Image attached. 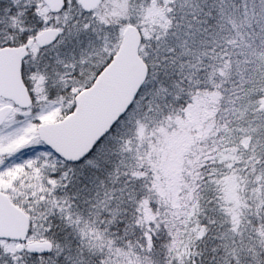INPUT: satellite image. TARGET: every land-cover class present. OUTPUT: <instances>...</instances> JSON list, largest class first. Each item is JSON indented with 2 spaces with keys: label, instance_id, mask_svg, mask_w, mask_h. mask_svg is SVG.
<instances>
[{
  "label": "snow or ice",
  "instance_id": "obj_1",
  "mask_svg": "<svg viewBox=\"0 0 264 264\" xmlns=\"http://www.w3.org/2000/svg\"><path fill=\"white\" fill-rule=\"evenodd\" d=\"M0 264H264V0H0Z\"/></svg>",
  "mask_w": 264,
  "mask_h": 264
}]
</instances>
